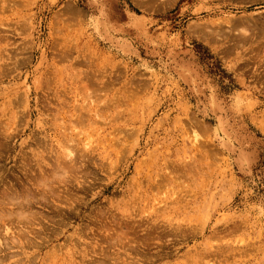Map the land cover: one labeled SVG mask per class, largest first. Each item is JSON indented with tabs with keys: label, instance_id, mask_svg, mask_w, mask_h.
I'll list each match as a JSON object with an SVG mask.
<instances>
[{
	"label": "rangeland",
	"instance_id": "obj_1",
	"mask_svg": "<svg viewBox=\"0 0 264 264\" xmlns=\"http://www.w3.org/2000/svg\"><path fill=\"white\" fill-rule=\"evenodd\" d=\"M263 25L264 0H0V212L29 205L0 264H264Z\"/></svg>",
	"mask_w": 264,
	"mask_h": 264
},
{
	"label": "bare ground",
	"instance_id": "obj_2",
	"mask_svg": "<svg viewBox=\"0 0 264 264\" xmlns=\"http://www.w3.org/2000/svg\"><path fill=\"white\" fill-rule=\"evenodd\" d=\"M255 4V3H254ZM244 18V17H243ZM242 18V19H243ZM245 18H248V17H245ZM244 18V19H245ZM243 19V20H244ZM236 20V19H235ZM238 20V19H237ZM238 21H240V19L238 20ZM246 21V20H245ZM248 21H249V19H248ZM248 21H246V24L248 25ZM248 22V23H247ZM261 22V21H260ZM259 22V23H260ZM258 23V22H257ZM257 23H256V27H257ZM263 23V22H262ZM245 24V23H244ZM244 24L242 23L240 26L242 27V25L244 26ZM250 24V23H249ZM259 25V24H258ZM240 27V28H241ZM249 27H251V24H250V26L248 25L247 27H243V28H245V29H243V30H245V31H247L246 29L247 28H249ZM260 27H262V25L260 26ZM233 28H235V27H233ZM252 28V27H251ZM257 28H259V27H257ZM232 29V28H231ZM229 30H230V27H229ZM262 31L264 30V25H263V28L261 29ZM248 31H250V28H249V30ZM251 31H253V30H251ZM250 33V32H249ZM246 34V33H245ZM245 34H243L242 33V35L241 36H243V35H245ZM248 34V33H247ZM251 34H252V32H251ZM251 34H249L248 36H250ZM240 36V35H239ZM240 36V37H241ZM236 36H234V38H235ZM263 37H264V35H263ZM241 39V38H240ZM256 39V38H255ZM250 40V39H249ZM242 42H243V40H241ZM251 42V41H250ZM235 43V42H234ZM233 45V44H232ZM241 45V44H240ZM240 45L237 43V47H240ZM233 46H235V45H233ZM235 46V47H236ZM252 50V49H251ZM88 79H89V77H88ZM97 79V78H96ZM96 79H94V81L90 78V80H92V83L93 82H96L95 80ZM90 80H89V82H90ZM97 81H99L100 82V79L98 78V80ZM103 81V80H102ZM100 83H102V82H100ZM103 83H104V81H103ZM96 84H98L97 82H96ZM87 85V84H86ZM85 85V88H87V86ZM94 86V83L93 84H91V86ZM102 85V84H101ZM101 85H99V86H101ZM105 85V84H104ZM104 85H102V86H104ZM108 84H106L104 87L106 88V86H107ZM97 86V85H96ZM103 87V88H104ZM109 88V87H108ZM89 89V88H88ZM96 89H98L97 87H96ZM109 89H111V88H109ZM109 89H107L108 91H111V90H109ZM92 90H94V92H95V87H93V89ZM91 91V90H90ZM89 91V92H90ZM91 92H93V91H91ZM93 92V96L95 95V93ZM97 92V91H96ZM98 93V92H97ZM90 94H92V93H90ZM103 94H105V93H103ZM102 94V95H103ZM98 95H100V94H98ZM88 96H90V95H88ZM93 96H90V97H93ZM97 96V95H96ZM113 95H111V97H112ZM106 97V96H105ZM98 98H99V96H98ZM114 98V97H113ZM116 98L117 97H115V99H114V101L116 100ZM118 99V98H117ZM120 100V99H119ZM118 100V101H119ZM102 101H104V100H102ZM115 102H117V101H115ZM114 102V103H115ZM120 102V101H119ZM119 102H118V104H119ZM112 103H113V101H112ZM117 105V104H116ZM111 107H113V106H111ZM135 135V134H134ZM196 136V135H195ZM198 136V135H197ZM135 140V139H134ZM146 141H147V139H146ZM90 142V141H89ZM137 143V142H136ZM139 143V142H138ZM147 143V142H146ZM193 143V142H192ZM198 143V142H197ZM134 144H135V142H134ZM194 144V143H193ZM89 145V144H88ZM86 146H87V144H85L84 143V145L82 146V148L85 150L86 149ZM129 146V145H128ZM198 146V145H197ZM81 149V148H80ZM90 149V148H89ZM82 150V149H81ZM92 150H93V147H92ZM91 149L89 150V151H92ZM71 151H69V152H67V153H65V159L66 158H68V160H70L71 161V159H69V157H71V153H70ZM83 152V151H82ZM86 152V151H85ZM63 161V160H62ZM113 163V162H112ZM111 163V164H112ZM180 165V164H179ZM180 167V166H179ZM184 168V167H183ZM179 169H181V167L179 168ZM183 170V169H182ZM185 170V169H184ZM16 195V194H15ZM13 196H14V194H13ZM10 197H11V195H10ZM9 196L7 197V199L9 198L10 199V201H8L7 200V203H6V205H7V207H8V211H5V213H2V212H0V220H4V217H6V216H12V215H14L15 217H17L18 218V221H19V219L20 218H27L28 217V214H25V208L27 207V206H29L28 205V202H27V200H26V198H24L26 201H24L23 199H22V201H21V199H20V197H18V195H17V198H16V196L14 197L15 199H18V201L19 202H17L16 203V209L17 210H14V212H13V207L15 206H13L12 205V203H13V200H12V198H10ZM11 204V207H9L8 205H10ZM13 206V207H12ZM4 206H2V205H0V208H3ZM15 209V208H14ZM5 227L3 228V230H5V232L6 231H8L9 229H10V227L8 226V225H4ZM1 244H3V241H0V245Z\"/></svg>",
	"mask_w": 264,
	"mask_h": 264
}]
</instances>
